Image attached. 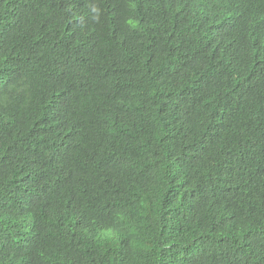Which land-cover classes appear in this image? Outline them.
<instances>
[{"label":"trees","instance_id":"16d2710c","mask_svg":"<svg viewBox=\"0 0 264 264\" xmlns=\"http://www.w3.org/2000/svg\"><path fill=\"white\" fill-rule=\"evenodd\" d=\"M0 264H264V0H0Z\"/></svg>","mask_w":264,"mask_h":264}]
</instances>
